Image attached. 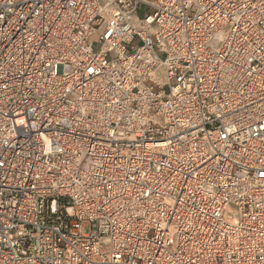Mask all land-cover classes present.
I'll use <instances>...</instances> for the list:
<instances>
[{
	"label": "built area",
	"instance_id": "1",
	"mask_svg": "<svg viewBox=\"0 0 264 264\" xmlns=\"http://www.w3.org/2000/svg\"><path fill=\"white\" fill-rule=\"evenodd\" d=\"M0 264H264V0H0Z\"/></svg>",
	"mask_w": 264,
	"mask_h": 264
},
{
	"label": "rangeland",
	"instance_id": "2",
	"mask_svg": "<svg viewBox=\"0 0 264 264\" xmlns=\"http://www.w3.org/2000/svg\"><path fill=\"white\" fill-rule=\"evenodd\" d=\"M144 9H145V6L141 7V8L139 9V11L142 12Z\"/></svg>",
	"mask_w": 264,
	"mask_h": 264
}]
</instances>
